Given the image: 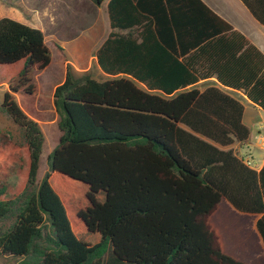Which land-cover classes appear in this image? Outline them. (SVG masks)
Here are the masks:
<instances>
[{
    "label": "trees",
    "instance_id": "16d2710c",
    "mask_svg": "<svg viewBox=\"0 0 264 264\" xmlns=\"http://www.w3.org/2000/svg\"><path fill=\"white\" fill-rule=\"evenodd\" d=\"M242 1L264 24V0ZM108 10L113 28L130 31L111 32L94 64L146 88L69 64L40 182L45 135L15 95L34 93L51 50L41 29L0 18L1 109L24 133L0 136L1 254L18 264H104L108 252L107 264H249L223 251L211 216L224 198L262 213L264 241V165L233 146L251 134L244 98L264 110L263 51L203 0H110Z\"/></svg>",
    "mask_w": 264,
    "mask_h": 264
},
{
    "label": "crops",
    "instance_id": "0c3cea01",
    "mask_svg": "<svg viewBox=\"0 0 264 264\" xmlns=\"http://www.w3.org/2000/svg\"><path fill=\"white\" fill-rule=\"evenodd\" d=\"M46 1L47 3L44 4V0H42L40 9L33 7V10L35 11L32 12L30 19H28L29 15L20 9V5L17 7L13 5L8 6V10L6 8L4 10L1 7L2 13H4L5 16H12L16 20L41 29L45 34L47 45V34H53L54 39L57 42V44L55 43L57 49L59 50L60 48L62 50L63 59L65 60V56H67V62H70L78 71L90 69L91 65L96 61V49L111 32H120L125 34L130 31V29L112 27L108 10L110 0H105L100 5L95 4L93 0ZM203 1L223 19L232 24L236 30L243 33L264 53V24H262L254 16L242 0ZM67 17H70L71 24L82 25L80 36L75 42H73L75 44L62 40L61 37H59V34L55 33L60 21H62V19L65 20ZM74 45L79 47L78 51L75 50ZM49 48L52 52L53 49H51V47ZM52 63L53 62L51 60V63L43 70L42 73H45L50 68ZM63 75L53 83L52 88H56L65 80L66 75ZM102 75V79L124 76L137 81L140 86L146 88L145 84L139 82V78L129 74L121 73L119 75H110L102 72ZM211 80L216 79L212 78ZM207 82V80H201L196 84V86L200 89H204L207 86ZM234 91L241 93L238 90ZM153 92L163 94L160 91ZM244 103L245 109L243 120L251 130V134L246 141L236 142L233 146L236 148L238 154L241 152L252 154L253 160H251V164L249 165L257 170H260L264 165V122L257 123L256 125H250L249 122H252L255 114H259L264 117V110L250 100L247 104L249 106L246 105V102ZM55 121L58 122V118L57 120L55 119ZM224 200L227 201L226 207L224 206L225 208L223 207ZM230 215L237 217V220L241 222L239 224H243L242 229L243 226L246 227L245 230H243V235H239V237H234V235L226 237V220ZM261 216L262 213L239 211L228 200L225 198L222 199L218 209L211 216V222L220 235L223 251L228 255L249 264H264V241L257 229V221ZM237 232L240 233L239 230H237Z\"/></svg>",
    "mask_w": 264,
    "mask_h": 264
},
{
    "label": "rangeland",
    "instance_id": "374dc122",
    "mask_svg": "<svg viewBox=\"0 0 264 264\" xmlns=\"http://www.w3.org/2000/svg\"><path fill=\"white\" fill-rule=\"evenodd\" d=\"M42 0H0V18L4 17L5 14L2 13V8L5 10L8 6H18L20 5V9L24 11L27 15L32 16L33 7H37L40 9ZM47 1L44 0V4ZM2 7V8H1ZM8 10V9H7ZM7 12V11H6ZM7 15V13H6ZM11 17L12 16H5ZM82 31L81 24H71L70 17H67L65 20L62 19L59 25L57 26L56 34H59L62 40L68 41V43H73L78 39ZM48 35V45L53 49L51 52L52 56V65L50 68L45 72L42 71H34L32 73L33 82L35 85V91L33 94L27 93L24 89H21L18 93H16V99L19 104L26 109L32 117L37 120L45 135V144H44V151L42 154L41 162H40V169L38 172L37 180L38 182L45 176V174L50 170V161L49 156L54 150V148L59 143V138L61 132L58 128L57 120L58 115L55 111L53 95L55 88H52L53 83L59 79L63 74L66 75L67 66L70 64L73 69L75 67L70 63L67 62L65 56V60L63 59L62 51L58 50L56 47L57 42L54 39L53 34ZM56 43V44H55ZM75 44V43H73ZM75 46V45H74ZM75 50L78 51L79 47L76 45ZM65 54V53H64ZM92 74L95 77L100 79L103 78L102 71L97 64H92ZM90 67V68H91ZM76 70V69H75ZM89 70V69H88ZM78 71V70H76ZM87 71V70H84ZM83 72V71H78ZM42 74V75H41ZM64 76V75H63ZM16 83V82H15ZM40 85V88H39ZM9 90V85L6 83H0V136L5 135L8 138L12 139L16 142H23L24 141V133L23 129L16 124L11 117H9L5 112L1 109V104L4 98L5 91ZM246 105L248 104L249 100L244 98ZM249 106V105H247ZM264 122V117L259 114H255L252 122H249L250 125H256L257 123ZM255 123V124H253ZM227 201H223V207H226ZM224 207V208H225ZM10 221H7L9 224ZM240 221L237 220V217L234 215H230L229 218L226 220V230L225 235L226 237L234 235V237H239V235H243V230L246 227L239 224ZM4 226V223L1 225ZM240 231V233L237 232ZM110 257V252H108L104 258V264L108 263V259ZM0 264H18V261L13 257H6L0 252Z\"/></svg>",
    "mask_w": 264,
    "mask_h": 264
},
{
    "label": "built area",
    "instance_id": "2783aa9c",
    "mask_svg": "<svg viewBox=\"0 0 264 264\" xmlns=\"http://www.w3.org/2000/svg\"><path fill=\"white\" fill-rule=\"evenodd\" d=\"M239 155L244 159L247 164H251V160H253L252 154L241 152Z\"/></svg>",
    "mask_w": 264,
    "mask_h": 264
}]
</instances>
